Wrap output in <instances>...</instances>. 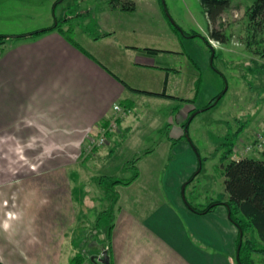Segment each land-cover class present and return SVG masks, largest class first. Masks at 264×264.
<instances>
[{"label": "crops", "instance_id": "crops-1", "mask_svg": "<svg viewBox=\"0 0 264 264\" xmlns=\"http://www.w3.org/2000/svg\"><path fill=\"white\" fill-rule=\"evenodd\" d=\"M126 29L127 34L140 30ZM105 34L83 36L86 45L70 38L89 55L58 31L3 44L0 155L19 156V162L0 163V262L70 264L86 246L83 264H238L240 230L227 206L200 214L186 205L182 193L196 179L186 184L202 160L185 124L193 110L207 106L224 88L208 52L183 36L181 48L172 49L123 43L117 29ZM179 57L190 59L198 72L192 97L182 95L183 68L171 60ZM123 99L134 103L119 118L120 131L109 135V146L129 129L127 138L110 157L102 148L90 154L89 140L111 121ZM256 135L246 133L232 159L264 155L253 149ZM146 148L152 152L138 161L139 177L129 185L117 183L115 191L117 184L107 178L121 172L130 178L133 170L125 164ZM26 156L45 157L27 162ZM85 181L77 206L76 184ZM105 183L113 185L112 195L101 190ZM80 222L85 240L83 228L77 229ZM93 225L98 240L91 238ZM248 237L264 248L255 229ZM251 256L254 263L264 259V253Z\"/></svg>", "mask_w": 264, "mask_h": 264}, {"label": "rangeland", "instance_id": "rangeland-1", "mask_svg": "<svg viewBox=\"0 0 264 264\" xmlns=\"http://www.w3.org/2000/svg\"><path fill=\"white\" fill-rule=\"evenodd\" d=\"M56 1L58 0H0V34L19 35L34 31L54 24L58 18L65 33L84 45L86 41L83 42V36L97 37L112 29H117L123 43L141 42V45L156 48L179 49L181 48L179 38L183 36L206 49L213 69L214 52L206 46L204 41L199 37L191 38L183 35L174 29V26L180 27L187 33L197 32L210 39L211 23L204 12L201 0H135L136 2L133 0H61L57 5ZM254 1L231 0L230 7L219 17L216 24V27L228 36V41L220 43L209 40L216 50L213 64L226 76L227 84L224 83V88L228 90L214 107L198 113L186 129L187 138L193 144L192 149L198 159H202L200 173L186 190L184 188L185 199L187 198L197 207H206L212 202L229 199L225 190L222 165L234 160L232 159L234 150L225 161H222V156L224 149L232 146L229 139L235 136V132L243 130L238 139H234L236 144L241 142L248 132L256 131L258 134L264 131V57L256 53L257 50H264V34L255 32L253 34L247 13ZM133 10L135 11L131 12ZM65 18L69 20L67 26L64 24ZM128 25L138 26L140 30L127 34L126 26ZM145 27H149L148 32L143 31ZM11 41L13 39L7 41V44ZM171 60L183 68L185 92L182 95L192 97L194 95L192 79L198 74L193 62L187 57L171 58ZM252 139L255 146L253 149L263 152L264 136L263 140H259V144L256 136ZM111 140L107 139L102 145L89 149L90 154L98 148L110 151L113 147V144L109 146ZM225 142L228 144L225 145ZM44 157L26 156V161L39 162L41 158L43 161ZM253 157L264 159V155ZM18 158L19 156L0 155V163L7 161L17 163ZM84 158H86V151ZM94 160L97 161L96 158ZM129 175L121 172L114 177L121 178ZM76 187L78 189L76 195H79L77 206H79L81 205L80 197H82L79 190L86 191V181L76 184ZM119 188V184L114 187L115 191ZM114 189L110 183L101 186L104 194L107 192L112 195ZM192 190L195 191L192 192ZM100 206H102V200L96 203L97 208ZM84 212L86 214V209ZM108 220L109 218H106L103 224H106ZM77 227H79L78 230L83 228L82 222L78 223ZM95 228L93 225L91 238L98 240ZM81 235V238L85 240L86 229L83 228ZM79 256L86 261V246L79 251ZM254 264H264V259L259 258Z\"/></svg>", "mask_w": 264, "mask_h": 264}, {"label": "trees", "instance_id": "trees-1", "mask_svg": "<svg viewBox=\"0 0 264 264\" xmlns=\"http://www.w3.org/2000/svg\"><path fill=\"white\" fill-rule=\"evenodd\" d=\"M61 0L56 1V5ZM204 12L206 13L210 23V39L216 40L220 43H226L228 41V36L221 32L216 27L219 17L228 9L231 5V0H201ZM248 17L250 24L252 26L253 34H264V0H255L253 4L248 8ZM64 22V21H63ZM176 31H179L183 35H188L191 38L199 37L201 38L207 47H209L214 55L212 57V67L213 69L222 77L225 85L227 84L226 76L217 69L213 64V58L216 56V50L210 44V39L206 36L200 35L197 32L187 33L180 27H175ZM51 31H58L64 35L73 45L82 50L85 54L89 55L83 48H81L75 41H72L67 33L62 29L60 20L57 18L56 22L49 27L38 29L29 33L19 34V35H4L0 34V53L2 51V46L9 39L14 38H24V37H36ZM110 34L106 33L105 35ZM264 40V38H263ZM262 41V40H261ZM260 42V41H259ZM149 51H159L157 49L146 48ZM256 53L264 57V50H257ZM117 77V76H116ZM118 78V77H117ZM126 87L130 88L124 81L120 80ZM199 87V86H198ZM135 91L146 92L142 90ZM199 89V88H198ZM228 89L224 88L223 91L216 96L207 106L200 110H193L190 114L188 121L185 126L188 128L189 122L200 112L211 109L216 105V101H220L222 97L226 94ZM198 91V90H197ZM151 95L165 96L173 98L174 96L168 95L165 91L161 93L146 92ZM194 100V99H192ZM191 100V101H192ZM134 101L133 100H120L119 105L125 109L132 108ZM242 129L235 132V136L229 140L232 142L231 147L224 149L222 156V161L226 160L233 153L235 141L238 139L239 135L242 133ZM129 129L124 130V132L112 135L115 136V143L109 151L108 157L112 156L116 149L124 142L128 136ZM188 136V133H187ZM190 144L192 142L189 140ZM225 145L228 142L224 143ZM152 152V149L146 148L141 150L132 160L128 161L124 169L133 170V175L130 178L124 177H109L107 180H110L112 184L121 183L124 185H129L139 177L138 170V161L145 155ZM264 154V151H263ZM199 163V167H200ZM224 167V176H225V190L229 194V199L226 202L215 201L206 207H197L194 206L186 198V205L194 210L197 213L205 214L214 211L220 205H226L229 210L230 220L239 228L240 237L238 240V264H254L252 259V253L259 252L264 253V248L257 247V243L254 242L251 238L248 237V233L255 229L258 232L260 239L264 243V160L254 158V157H244L239 160H231L227 164H223ZM199 170L193 177H191L186 184L191 183L195 177L200 173ZM103 176H100V181H103ZM106 179V178H105ZM102 183V182H100ZM84 261L80 258L79 253L72 259L70 264H83ZM0 264H3L0 262Z\"/></svg>", "mask_w": 264, "mask_h": 264}, {"label": "built area", "instance_id": "built-area-1", "mask_svg": "<svg viewBox=\"0 0 264 264\" xmlns=\"http://www.w3.org/2000/svg\"><path fill=\"white\" fill-rule=\"evenodd\" d=\"M115 115L114 117L111 119V121L108 122V124H105L98 136H94L92 137L89 142H88V147L89 149H93L95 146H100L102 145L107 139H108V136L117 132L119 130V118L122 116V115H125L126 114V109L120 105H117L116 108H115ZM263 136H264V131L258 133L256 135V140H258V144H259V140H263Z\"/></svg>", "mask_w": 264, "mask_h": 264}, {"label": "water", "instance_id": "water-1", "mask_svg": "<svg viewBox=\"0 0 264 264\" xmlns=\"http://www.w3.org/2000/svg\"><path fill=\"white\" fill-rule=\"evenodd\" d=\"M216 102H218V101H216ZM216 102H215V103H216ZM200 169H201V168H200ZM200 169H199V170H200ZM182 193H183L184 200L186 201V199H185V194H184V193H185V192H184V188H183V190H182ZM103 254H104V257H103L101 260H102L103 262H106V260H107V258H108V254H107L106 251H105Z\"/></svg>", "mask_w": 264, "mask_h": 264}, {"label": "clouds", "instance_id": "clouds-1", "mask_svg": "<svg viewBox=\"0 0 264 264\" xmlns=\"http://www.w3.org/2000/svg\"><path fill=\"white\" fill-rule=\"evenodd\" d=\"M3 227H4L5 229H7V228H8V224L5 223V224L3 225Z\"/></svg>", "mask_w": 264, "mask_h": 264}]
</instances>
